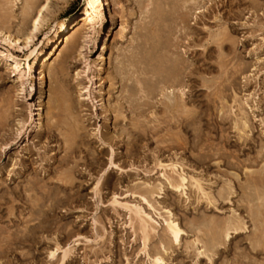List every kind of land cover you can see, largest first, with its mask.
<instances>
[{"label": "rangeland", "instance_id": "rangeland-1", "mask_svg": "<svg viewBox=\"0 0 264 264\" xmlns=\"http://www.w3.org/2000/svg\"><path fill=\"white\" fill-rule=\"evenodd\" d=\"M26 1L0 0L1 32L21 35ZM49 2L38 52L86 5ZM110 2L112 25L93 12L99 34L53 57L40 99L35 53L8 46L21 85L0 40V264H264V0ZM125 204L152 220L145 246ZM228 219L243 228L199 254Z\"/></svg>", "mask_w": 264, "mask_h": 264}, {"label": "bare ground", "instance_id": "bare-ground-1", "mask_svg": "<svg viewBox=\"0 0 264 264\" xmlns=\"http://www.w3.org/2000/svg\"><path fill=\"white\" fill-rule=\"evenodd\" d=\"M49 1L50 0H43L42 2H37L34 4L32 3L33 0H27L26 1L27 2L25 5L26 8L24 7L25 9L23 11L25 12L27 17L29 18V21H28L29 23H28L27 27L24 29V31L21 33V35H13L12 33L11 34L8 33L7 31L4 33L0 31V40H2L5 43L4 46L6 47V51H7V53H5V57L11 60L12 67L14 68L15 73L19 74V76H20V80L22 82L21 85L25 84L24 83L25 82L24 81L25 71L22 70V67H21L22 63H21V60L18 58L17 54H14L11 51L12 48L10 49L8 46H11L17 50H21V49H23V47L28 49L29 52L26 55L27 62H28V59L30 58V56H32L35 53L34 55H36L35 58L37 60V65H36L37 69H35L33 71L34 73L36 72V75H32V77L34 78V84H35L36 90L38 91L37 99H40L41 94L43 93V90L45 89L44 84H45L47 66L49 65V63L51 62L53 57L55 58L57 55L60 54L63 47L70 41V39L73 36H75L76 34H78L79 30L82 28H85L86 31H92V36H89L91 39L95 38L94 37L95 34H96V36L99 34V29L95 27L97 22L95 21L93 12L96 13L98 23H101V25H104L105 22L109 21L110 26L112 25V22L114 21V14H115L112 10L110 0H86V5L83 7L82 11L78 15L65 17L62 21H60L59 23L54 25L53 31L50 28V31H52L51 36L53 38H51L49 35H47V34H49V31H48V33L45 35L43 40L40 42L41 45H43L44 43H47V45L49 44V48H48V50H46L44 52L43 51L38 52L37 51L38 46L37 47L33 46L34 48H31V46H32V44L34 45L33 42L37 38V35L39 34L41 27H43V22L45 21L44 20L45 19V13L48 10L49 3H50ZM193 1L195 2V0H193ZM110 26L108 28V32L106 33V35L108 37L109 36L111 37V34L113 33V31L111 30L112 28L110 29ZM124 26L125 25L121 24L120 28L118 29L117 33L119 36L123 35L124 30H125ZM104 43H105V39H104L103 44ZM0 54L4 55V52L0 51ZM104 60H105V57H104L103 53L101 52L98 54V58L96 59V61H93L94 63L89 64L87 67H88V69L93 68L96 72L100 71ZM34 62L36 63L35 60H34ZM31 68H32V66H30L28 64V70L29 71ZM34 68H35V66H34ZM97 74H98V72H97ZM30 75H31V73H30ZM94 76H96V75H94ZM35 115L37 117L35 120H37L38 124H40L39 122H40V119L42 117V110H41L40 106L37 107ZM31 118H32V116H31ZM243 123H244V125H246V121H244ZM167 179H168L170 185H172V187H175V188L183 187L185 185V181H186V178L180 174L178 175L177 178L167 177ZM195 182L197 184V181H195ZM198 186H199V184H197V187ZM254 199L255 200L261 199V195L256 194ZM124 206L130 212V214L133 213L134 214L133 216L137 217L138 229L141 232L143 244L145 246L149 235L151 234L152 231H154V228H155L151 222L152 221L151 218L148 215L144 214V212L138 206L127 205V204H125ZM131 217H132V215H131ZM168 217H169V215H168ZM225 221L226 222L223 225L224 226L223 229L220 228V229H222L221 232L218 230L219 224L216 225L215 227H213L214 231H212L211 236L209 238V245L207 246L206 244H204V246H203L204 252H202L200 250L199 254H203V253L206 254L207 252H212L211 254L214 255L215 249H217L219 245L224 244L225 240H227L229 238V232H230L229 230L230 229H233L232 231L237 232V230L242 229L244 226V225H241V223H239L237 220L228 219ZM220 227H222V226H220ZM164 229H165V232L168 234V236L172 242L177 243L179 241L182 229L180 228V226L178 225L176 220L174 221L170 217L165 219ZM69 251H70V249H65L64 252H62L63 253L62 259H64L67 256ZM50 255L54 256V252H52ZM161 261H163V260L160 256L154 255V257L148 261L149 263H146V264H161L162 263Z\"/></svg>", "mask_w": 264, "mask_h": 264}]
</instances>
